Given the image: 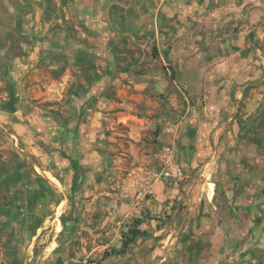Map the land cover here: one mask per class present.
<instances>
[{"label": "crops", "instance_id": "crops-1", "mask_svg": "<svg viewBox=\"0 0 264 264\" xmlns=\"http://www.w3.org/2000/svg\"><path fill=\"white\" fill-rule=\"evenodd\" d=\"M51 68L54 82L84 85L76 163L97 165L94 141L123 135L151 166L133 207L140 234L87 264H264V0H0V105ZM166 145L183 178L146 182Z\"/></svg>", "mask_w": 264, "mask_h": 264}, {"label": "rangeland", "instance_id": "rangeland-1", "mask_svg": "<svg viewBox=\"0 0 264 264\" xmlns=\"http://www.w3.org/2000/svg\"><path fill=\"white\" fill-rule=\"evenodd\" d=\"M46 71L51 77L34 86L31 98L29 83L17 82L18 98L11 107L0 105L11 114L0 122V264H28L29 257L48 252L67 264L99 260L121 246L136 219L133 207L150 195L140 174L151 166L141 168L123 135L97 138L93 145L104 158L95 166L78 164L74 174L72 127L84 112L74 94L84 85L56 83L58 74ZM9 88L0 76L6 102Z\"/></svg>", "mask_w": 264, "mask_h": 264}, {"label": "built area", "instance_id": "built-area-1", "mask_svg": "<svg viewBox=\"0 0 264 264\" xmlns=\"http://www.w3.org/2000/svg\"><path fill=\"white\" fill-rule=\"evenodd\" d=\"M158 158L159 168L148 172L146 182H148L149 177L155 179H169L175 182H178L183 178L184 173L178 162L177 150L174 145H166L162 147Z\"/></svg>", "mask_w": 264, "mask_h": 264}, {"label": "trees", "instance_id": "trees-1", "mask_svg": "<svg viewBox=\"0 0 264 264\" xmlns=\"http://www.w3.org/2000/svg\"><path fill=\"white\" fill-rule=\"evenodd\" d=\"M73 133V137H75V132H72ZM74 155H77L75 152H74ZM71 159V162H72V165H73V168H74V174H77L79 172V165L78 163H76L77 161V156H74V157H70ZM140 223V220L139 219H135L133 221V224L129 227L128 229V233L126 235V238L122 240V244L121 246L118 248V249H115V250H111V251H105L103 253V256H106V255H109L113 252H116V253H122L124 252V250L126 249V247L134 241L135 237L140 234V230L137 228V225Z\"/></svg>", "mask_w": 264, "mask_h": 264}]
</instances>
